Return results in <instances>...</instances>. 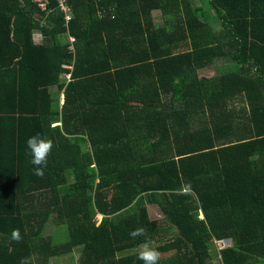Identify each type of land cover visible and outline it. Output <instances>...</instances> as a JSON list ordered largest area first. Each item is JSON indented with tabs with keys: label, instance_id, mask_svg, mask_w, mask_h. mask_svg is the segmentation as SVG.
Instances as JSON below:
<instances>
[{
	"label": "trees",
	"instance_id": "obj_1",
	"mask_svg": "<svg viewBox=\"0 0 264 264\" xmlns=\"http://www.w3.org/2000/svg\"><path fill=\"white\" fill-rule=\"evenodd\" d=\"M200 2L68 0L67 23L56 0H0V264L79 246V264H143L128 252L145 242L159 264H213L210 246L264 264V0ZM221 58L235 67L199 76ZM37 134L54 145L42 177ZM52 215L66 242L45 236Z\"/></svg>",
	"mask_w": 264,
	"mask_h": 264
},
{
	"label": "rangeland",
	"instance_id": "obj_2",
	"mask_svg": "<svg viewBox=\"0 0 264 264\" xmlns=\"http://www.w3.org/2000/svg\"><path fill=\"white\" fill-rule=\"evenodd\" d=\"M191 1H192V4H194L195 6H199V4L201 3L200 0H191ZM212 15H214L213 12H212ZM38 16H39V14H38ZM41 16H40V18H41ZM152 19H153V23H154L155 26H161V25H163L164 21L167 18L161 13V11L158 10V11H153L152 12ZM212 25H213L212 27H213V29H214V31L216 33L222 31L221 28H220L222 26V23H219V24L216 23L215 24L214 21H212ZM42 39H43V36H42L41 32L39 30H37L34 33V42L36 44H40V43L43 42ZM219 65H221V66H223L225 68H230V69L235 67L230 62H226L225 59L221 58V59L216 60L214 62V64L210 68H208L206 71L201 72L199 76L200 77L211 78L212 76H215V75L219 74V72L215 70V68L217 66H219ZM171 109H173V108H171ZM125 213H124V215H125ZM156 214H157L156 211H154V212L152 211L150 217L154 218V217H156ZM200 217H203V215H201ZM158 219L160 220L161 216H159ZM97 220H98V224H99L100 221H101V217L98 216ZM57 222H59V220H56L55 217H54L53 221L50 224L51 226L49 227V229L46 232L53 233V232L57 231V227H58L57 225H60V223H57ZM164 225L165 224L160 222L158 227H161V226H164ZM165 226H167V225H165ZM67 238H68L67 226L60 225L59 228H58V234L56 235L55 239L52 240V241L55 242L56 244H61L63 242H66ZM149 245L151 247H154L155 246V242H151ZM214 245H212V248L215 247V248L220 250L221 248H225L227 246L228 247L232 246V242L231 241L228 242L226 240H222V241H218V242L216 241L214 243ZM208 249H209L210 254H211V256H209L208 259H211L213 264H220V260H219L220 258L217 256L216 251H214L215 256H213L214 254H213V251L211 250V246ZM140 250H141V246L139 248H137V250H132V251H129L128 253H135L136 251H140ZM80 253H81V250L78 247H76L74 249V251L72 253H70V254L62 255L60 257L51 258V260L48 261V264H66V263H68V264H71V263L79 264ZM164 255L167 256V254H164ZM34 263L38 264V262H34Z\"/></svg>",
	"mask_w": 264,
	"mask_h": 264
},
{
	"label": "clouds",
	"instance_id": "obj_3",
	"mask_svg": "<svg viewBox=\"0 0 264 264\" xmlns=\"http://www.w3.org/2000/svg\"><path fill=\"white\" fill-rule=\"evenodd\" d=\"M221 29L224 30L223 25L221 26ZM70 37L71 36H69V38ZM72 38H74V37H72ZM69 43L71 46L70 39H69ZM74 43L72 44L73 47H74ZM69 81H70V79H69ZM26 146H27V149L29 150V153L32 157L30 163L32 165H34L35 175L42 177L44 175V168L47 166L48 157L51 155L52 149L54 147L53 142L50 139L43 138L39 134H37V135H34V136L29 137L27 139ZM201 215H203V214L201 213ZM201 218L203 219L204 216ZM129 235L132 238H136L138 236L145 235V229L142 227L137 228V229L131 231L129 233ZM12 239L16 240V241H19L21 239L19 229L13 230ZM228 240H230V239H227L226 241H228ZM227 247H225V248H227ZM221 249H224V248H221ZM137 259L142 261L143 264H159V261L161 259V253L158 250H156L155 248L151 247L149 245V243L145 242L143 245H141V251L138 252ZM20 264H28V262L25 259V260H22L20 262Z\"/></svg>",
	"mask_w": 264,
	"mask_h": 264
},
{
	"label": "built area",
	"instance_id": "obj_4",
	"mask_svg": "<svg viewBox=\"0 0 264 264\" xmlns=\"http://www.w3.org/2000/svg\"><path fill=\"white\" fill-rule=\"evenodd\" d=\"M34 4L40 9L42 12L49 14L52 9L50 8L51 0H33ZM57 2V9H59L61 12L65 15V21L68 23L73 19V14L71 7L68 3V0H56ZM71 41V48H73V43L75 42V39L70 37ZM71 75H67L66 78L69 81Z\"/></svg>",
	"mask_w": 264,
	"mask_h": 264
},
{
	"label": "crops",
	"instance_id": "obj_5",
	"mask_svg": "<svg viewBox=\"0 0 264 264\" xmlns=\"http://www.w3.org/2000/svg\"><path fill=\"white\" fill-rule=\"evenodd\" d=\"M155 11H157V10H155ZM254 11V10H253ZM221 28V27H220ZM62 103H63V100H62ZM61 125V123L60 122H58L57 124L56 123H52V127H56V126H60ZM82 148H83V150L84 151H88V150H91V145H90V147L89 148H87L86 147V145L84 144V145H82ZM5 174H7V173H5ZM98 216H100L101 217V221H102V219H103V215L102 214H98V215H96V218H95V222H96V225H99L100 223H101V221H100V223L98 224V220H97V217ZM53 218H54V215H52L51 217H50V219H49V221L45 224V228H44V233H45V236L47 237V238H52V240H54L55 239V237H56V235L58 234V228H59V226L60 225H57L58 227H57V231H55V232H53V233H51V232H46L48 229H49V227L51 226L50 224H51V222L53 221ZM52 219V220H51ZM51 220V221H50ZM48 227V228H47ZM80 250L82 249L80 246L78 247ZM81 254V253H80Z\"/></svg>",
	"mask_w": 264,
	"mask_h": 264
},
{
	"label": "water",
	"instance_id": "obj_6",
	"mask_svg": "<svg viewBox=\"0 0 264 264\" xmlns=\"http://www.w3.org/2000/svg\"><path fill=\"white\" fill-rule=\"evenodd\" d=\"M230 242V240H228Z\"/></svg>",
	"mask_w": 264,
	"mask_h": 264
}]
</instances>
